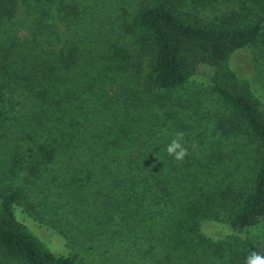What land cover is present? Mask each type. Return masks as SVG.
Masks as SVG:
<instances>
[{
	"label": "trees",
	"instance_id": "obj_1",
	"mask_svg": "<svg viewBox=\"0 0 264 264\" xmlns=\"http://www.w3.org/2000/svg\"><path fill=\"white\" fill-rule=\"evenodd\" d=\"M19 1L29 0H0V264L264 254V105L228 64L238 49H264V0H150L110 32L80 23L68 35L40 22L53 0H30L37 24L17 33ZM197 78L213 109L206 90L186 89ZM177 132L182 162L166 152ZM15 204L70 253L49 251ZM211 221L230 234L205 235Z\"/></svg>",
	"mask_w": 264,
	"mask_h": 264
},
{
	"label": "rangeland",
	"instance_id": "obj_2",
	"mask_svg": "<svg viewBox=\"0 0 264 264\" xmlns=\"http://www.w3.org/2000/svg\"><path fill=\"white\" fill-rule=\"evenodd\" d=\"M149 1L150 0H53L47 4V10L45 11L46 15L40 22L45 21L50 23V26L55 22V28L57 27L56 30L58 31L61 29V32L63 29V34L66 35L69 34L67 32L68 30L74 31L77 27H81V24H86L91 28L97 29L100 23H104L103 26H106V32H110L108 23H112L113 25L117 24L115 21H117L118 18L119 20L122 18L124 22L129 21L133 11V5ZM32 5L33 3L30 0L19 1L17 4V12L13 17L17 26L14 30L21 35L29 32V26L35 27L37 24L35 21L32 22L33 14L35 17L38 16L39 13L33 9ZM120 5H122V7H120ZM29 11H31V14H28ZM58 15L65 17L69 21L68 24H66L65 21H59V18L54 20ZM67 25H69V29ZM0 30H9V26L5 25L0 27ZM243 49H238L233 52L228 59V64L237 76L249 81L253 93L264 105V49H256L254 46ZM203 85H206L204 81L201 78H197L192 80V83L190 86L188 85L186 89L190 91L191 94L196 90V86H200L203 90H206L204 93V107L208 105L209 108L211 107L213 109L214 105L212 101H214V98L209 94L208 88L206 87V89H204L205 87ZM13 211L15 217L24 222L28 230H30L49 251L55 254L70 253L71 250L67 247L64 238L60 234L53 231L51 228L38 224L17 204L14 205ZM201 229L205 235L211 238H221L231 232L229 224L225 222H205L202 224ZM80 249V246H75V252L80 251ZM91 257L92 255L83 257V264H95ZM93 260H95V258H93Z\"/></svg>",
	"mask_w": 264,
	"mask_h": 264
},
{
	"label": "clouds",
	"instance_id": "obj_3",
	"mask_svg": "<svg viewBox=\"0 0 264 264\" xmlns=\"http://www.w3.org/2000/svg\"><path fill=\"white\" fill-rule=\"evenodd\" d=\"M184 139L183 132H177L175 137L166 147V152L175 161L182 162L188 156V149L182 143ZM246 264H264V254L252 252L246 259Z\"/></svg>",
	"mask_w": 264,
	"mask_h": 264
}]
</instances>
